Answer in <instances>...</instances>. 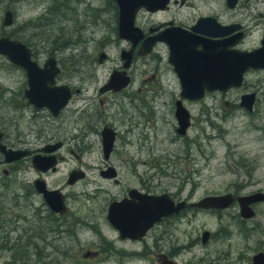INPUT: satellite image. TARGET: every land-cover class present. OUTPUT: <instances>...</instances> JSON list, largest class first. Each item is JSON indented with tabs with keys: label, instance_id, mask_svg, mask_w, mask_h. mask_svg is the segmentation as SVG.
<instances>
[{
	"label": "rangeland",
	"instance_id": "rangeland-1",
	"mask_svg": "<svg viewBox=\"0 0 264 264\" xmlns=\"http://www.w3.org/2000/svg\"><path fill=\"white\" fill-rule=\"evenodd\" d=\"M190 1L194 3L193 7L187 4L180 9V16L183 15L187 22L199 9L196 5L199 0ZM50 3L52 6V0H0V36L9 35L26 42L33 50V57L40 63L52 53L61 67L56 82L79 90L68 104V111L59 119H53L46 106H41L38 112L32 107L22 106L21 90L26 86L24 68L12 64L0 53V131L11 132L12 137L6 139L11 142L12 138V142L18 144L20 138L25 136L41 135V139L66 136L67 129L83 134L85 115L77 108H87L90 113L87 138L81 134L82 137L75 140L65 139L68 145L74 144L81 162L70 155V160L62 163L57 173L63 175L72 164L75 168L84 169L89 163L93 168L89 171L91 185L81 183L92 193V197L83 198V195L76 193L78 195L74 201L75 250L71 255H55L58 264H157V256L149 254L121 257L118 254L99 253L89 259L84 257L87 250L98 249L100 241L95 231L109 237L107 240L116 248H143L141 243L116 242L117 232L105 218L108 196L117 195L120 187L114 186L111 181H103L98 174V169L104 163L100 138V128L104 123L118 129L109 162L124 178L132 173V169L137 170L139 179L150 177L151 188L156 193L177 192L181 188L184 196L193 189L191 193L195 199L228 191L234 195L258 191L264 193L263 68L249 69L245 72L244 83L226 92L218 90L198 100L184 98L182 101L190 111L191 124L185 134H180L175 130L177 119L174 114L178 83L167 63L158 66L150 57L152 55L138 56L130 67L133 77L130 86L121 92L99 90L100 85L108 80L111 70L122 64L120 49L128 47L130 42L118 36L115 1L62 0L61 3H53L48 10ZM222 6L223 0H220ZM175 7L173 5V9ZM7 8L12 10L13 20L6 25L2 20ZM41 14H45V17L37 20V24L33 23ZM152 17L155 15L144 9L138 13L135 22L147 28ZM158 18H162L161 15ZM48 33L47 37H42ZM258 34L259 31H252L249 40L245 41L248 45L240 47L251 48V40L257 39ZM64 38L67 39L66 45H62ZM158 50L165 54L164 47ZM100 53H104L101 61L98 60ZM152 72L156 81L161 74L164 80L170 82L173 92L164 90L160 93L152 89L150 85L155 80L148 79ZM8 88H12L13 94L9 93ZM251 90L256 92V98L252 109L248 110L239 104V100L242 93ZM16 92H19L17 98ZM8 97L18 107L5 104ZM100 98H103V103ZM16 99H20V102ZM87 99L91 102L90 106H87ZM224 100L229 104H224ZM70 109L75 110L74 114ZM8 113L11 114L8 116ZM10 116L14 117L12 128L9 125ZM21 166L22 163L18 162L15 167ZM16 178L19 179L20 174ZM138 180L130 183L137 184ZM12 186L15 187V184ZM79 190L80 186L76 191ZM14 191L10 193L15 194ZM255 211L254 217L244 222L235 218L238 214L237 204L225 210L221 219L204 212L197 222L198 227L201 229L203 225V229L215 232L216 236L206 245L199 242L187 259L195 262L199 257H207L214 264H251L254 250L264 248V201L256 204ZM87 222L92 223L91 226L87 227ZM184 230L183 221H175L171 247L182 243ZM161 231L163 228H158L155 233L158 235ZM27 258L29 264L35 261L34 255H27ZM22 259V255L12 251L0 258V264H4L3 260L22 264ZM46 260L49 259H39L38 264H45ZM178 260L181 261L180 257ZM198 264L207 263L201 261Z\"/></svg>",
	"mask_w": 264,
	"mask_h": 264
},
{
	"label": "flooded vegetation",
	"instance_id": "flooded-vegetation-1",
	"mask_svg": "<svg viewBox=\"0 0 264 264\" xmlns=\"http://www.w3.org/2000/svg\"><path fill=\"white\" fill-rule=\"evenodd\" d=\"M187 4L191 7H193L194 5V3L190 0H167L164 6L153 9H146L144 6H141L136 12L135 21L137 20L138 13L144 9H146V11H148L150 14L155 15V17L151 18L147 28L139 26L134 21L135 25H138L142 28L143 35L137 39L135 45L132 44V42L129 40L130 42H128V47H122L120 49V52L122 49L131 50L130 63L127 67H124L123 61L125 59L122 58L123 61L120 67L113 68L111 70L112 72L114 69H125L127 74L129 75V81L119 90L114 91L112 89H108L105 91H101L100 87L105 83L104 82L102 85H100L99 90L106 93L123 91L132 83L133 77L130 67L132 66L134 60L141 55H152L150 57L155 61V63L157 62L158 66H161L162 63H167L169 65V68L172 70L177 79L178 89L176 93L178 94L181 87L179 77L174 69L173 63L169 61L171 52L170 44L181 40V28L194 31L192 30V26L197 22V29L196 31H194V33L200 35L203 41H219L226 44L228 47L250 49L248 47L240 46L248 45L245 43V41L247 39L249 40V36L251 35L252 31H259L257 39L251 40V48L261 45L262 39L264 37V0H223L222 7H220V0H199V4H196L199 8L198 12L189 22L184 20L185 17L183 15L180 16L182 14L180 9L183 7V5ZM173 5H176L174 9ZM116 12L118 21V7ZM158 15H161L162 18H158ZM156 35L162 36L163 39L156 38L155 42L152 44L148 51H140L143 40L146 37H156ZM161 47L165 48V54L162 53L161 50H158ZM196 48H201V45L198 44ZM174 56L176 58L179 57L177 54H174ZM98 60L101 61L99 57ZM44 61L42 63L38 61V63L40 65H43ZM56 63L58 64L57 58ZM24 72L26 74L25 69ZM148 79L155 80V73L152 72ZM25 81L27 86V79ZM152 82L153 84L150 86L155 91H158L160 93H163L164 90L173 92L172 84L164 80L161 74H159L157 81L155 80ZM26 86L21 90V105L32 107L34 111L36 110L38 112L40 108L38 109L35 105L30 103L24 95V89L26 88ZM71 88L73 91L71 97L69 98L67 103L59 110L56 116H53V119H59L61 115L68 111V104L72 99H74L75 92L79 90V88H73V86H71ZM135 89H138L139 91L141 90L140 88ZM7 90L10 94H13L11 92L12 88H8ZM215 91H218V89L205 91L204 96L209 93H214ZM155 93L156 92H154V94ZM176 98L177 97H175V99ZM99 100L101 103L104 102L103 98H100ZM87 101L89 100L87 99ZM223 102L225 104V100ZM5 104L18 107L17 105L12 103V98L9 99V97L8 99H5ZM227 104H229L228 101ZM90 105L91 102L89 101L87 106ZM77 109L78 111L82 110L85 115V132L83 134H76L67 129L66 136H52L51 138L46 139H41V135L29 136V138L25 136V138H20V144L12 142V138V143L9 142L8 139H6L7 137L11 136V132H4V135L0 136V144H4L6 148L23 149L25 152L23 156L18 159L6 161L4 152L0 150V258L2 256H6L8 252L9 254H11L12 251H16L18 254L23 256L22 264H29L27 255L35 256V261L33 262V264H38L39 259L45 260V258L49 259L48 261L46 260L45 264H51L50 261L52 262V264H58L59 261L54 259L55 255L73 254L75 250L74 240L76 236V210L74 208V201L78 194L83 195V198L92 197V193L88 191V189H85L84 185H91L89 171H91L93 168L89 163L88 166L86 163V167L84 169L75 168L72 164V166H69L67 168L66 172L63 175L59 176L57 175V173L60 170L61 164L70 160V155H72L74 159H78L81 162V157L76 152L74 144L73 146H70L65 140H75L79 137H82V135L84 138H87V129L90 127V124H88L90 113H88L87 108L84 107H78ZM69 111L73 112V114L75 112V110L72 109H70ZM10 114L11 113H8V116ZM13 118V116L9 117L10 128H12L11 126ZM105 126L111 127L114 130V139H116V137L118 136V129L110 123H104L100 128L101 142L102 131ZM55 142H58V145L52 151L43 149L44 146L54 144ZM86 147L87 143H85V148ZM112 150L110 151L108 157H105L102 146L104 163L103 166L98 169V174L103 181H111L114 186L120 187V191L117 195L110 194L108 196V200L105 205L106 220V215L111 202L121 201L125 199L136 201V192L153 195L167 194L169 196V200L173 201L175 205L180 201H183L184 205L181 209L178 210V212H174L173 214L163 217L160 221L155 222L143 236L137 239L121 237L120 232L109 223L110 226L117 232L116 242L127 241L129 243H141L143 245V248L130 250L121 247L116 248L111 241L107 240V238L109 237H107L100 231H95L100 241L98 243V249L94 251L87 250L84 253V257H86V259H89V257L92 256H96L99 253H105L108 255L118 254L121 257H138L141 255L149 254L151 256H157V264H160L163 260L171 261L173 264H198L201 261H204L207 264H214V262L209 260L207 257H199L195 262L187 259V255L194 252L199 242L203 245H206L216 236L215 232L203 229V225L201 226V229L198 227L197 222L200 219V216L204 212H208L216 215L219 219H221L223 216L222 213H224L225 210L232 206V204H237L238 214L235 215V218L241 222H244L247 219L254 217V215L256 214V204L264 201H254L248 205V207L253 211V215L249 218H243L240 215V206L237 198L240 196H251L256 193H262L264 195V193L261 191L255 193L250 192L247 194L234 195L227 190L228 192L226 193L209 194L220 195L230 193L233 197V201L227 207L223 208H199L195 206L194 203H196L202 197L195 199L193 193H191L193 192V189H190L189 193L184 196L182 195L183 189L181 188L178 189L177 192L162 191L156 193L151 188V178L148 177L147 179H139L140 177L136 169H132V173L128 174V177L124 178L122 173L120 174L118 170L113 166V164L109 162V157L112 153ZM36 154L47 156L53 155L54 161L52 166H49L46 169L36 168L35 164L33 163V157ZM18 162H21L22 166L17 168L15 166ZM88 168L89 170H87ZM73 171H81L82 176L76 178L75 180H72L70 174ZM30 173H32V175H30ZM17 174H20L19 179L16 178ZM12 176L15 177L13 178ZM133 180H138L137 184H131L130 182ZM81 183H83L84 185ZM12 184H15V187H13ZM79 186L80 190L77 192L76 190ZM182 187H184V185H182ZM11 190H15V194H11ZM132 190H137L134 193V196L130 194ZM76 193L78 194L76 195ZM177 220L183 221L185 225L184 240L181 244L173 248L170 245V238L172 236V228L175 221ZM86 224L88 227L91 226L92 223L87 222ZM158 228H163V231H161L157 235L155 231ZM204 231L207 232V238L205 241H203ZM225 234L226 233H224L223 235ZM260 252L264 255V248L254 250L251 255V264H255L253 262L254 256ZM178 257H180L181 261L178 260ZM3 262L4 264H11V260H3Z\"/></svg>",
	"mask_w": 264,
	"mask_h": 264
},
{
	"label": "water",
	"instance_id": "water-1",
	"mask_svg": "<svg viewBox=\"0 0 264 264\" xmlns=\"http://www.w3.org/2000/svg\"><path fill=\"white\" fill-rule=\"evenodd\" d=\"M167 0H115L118 7L117 29L118 36L126 38L135 45L137 39L143 35L142 28L135 25V15L137 10L144 6L146 9H153L164 6ZM13 20L12 10L7 8L4 11L3 24H10ZM198 23V22H197ZM197 23L192 26L196 31ZM199 30V29H198ZM194 31L181 28V40L171 45L169 61L173 63L180 82V92L175 99L174 114L177 119L176 131L185 134L190 126V111L183 104V99L197 100L204 96L205 91L215 89L226 91L230 87H237L243 84L245 72L250 69H264V37L261 45L250 49L238 47H228L219 41H203L202 37ZM264 36V34H263ZM156 38L163 39L156 35L146 37L140 51H148ZM200 44L201 48L196 46ZM0 53L4 54L11 62L20 65L26 71L27 86L24 95L30 103L36 107L46 106L53 114L67 103L73 91L66 83H57L56 75L60 72V66L56 63V57L49 55L43 65H40L33 57L31 47L19 38L9 35L0 36ZM174 54L179 57L176 58ZM104 53H100L99 59ZM131 50L122 49L121 57L125 59L123 66L130 63ZM129 81L126 70L114 69L108 80L100 87V90H119ZM255 100V91H247L240 95L239 104L251 110ZM227 104V100H225ZM228 105V104H227ZM1 136V133H0ZM114 130L105 126L102 131V146L105 157H108L113 147ZM58 142L46 145L44 150L52 151ZM0 150L5 154V160L18 159L25 153L23 149L6 148L0 144ZM53 155H39L33 157L36 168L46 169L53 164ZM106 174V173H104ZM70 176L72 180L82 176L81 171H73ZM112 176V174H111ZM137 190H132L130 194L134 196ZM137 200H121L110 203L107 220L120 232L121 237L137 239L163 217L178 212L184 205L183 201L178 204L169 200L167 194L153 195L136 192ZM264 200L262 193L251 196H240L237 201L240 206V215L249 218L253 211L248 205L254 201ZM233 201L230 193L220 195H206L200 198L195 206L199 208H223ZM207 238V232H203V241ZM255 264H264L263 253L254 256ZM160 264H173L171 261L163 260Z\"/></svg>",
	"mask_w": 264,
	"mask_h": 264
},
{
	"label": "trees",
	"instance_id": "trees-1",
	"mask_svg": "<svg viewBox=\"0 0 264 264\" xmlns=\"http://www.w3.org/2000/svg\"><path fill=\"white\" fill-rule=\"evenodd\" d=\"M61 1H62V0H52V6H51V3H50L49 6H48V10H50V9L53 7V3H61ZM48 10H47V11H48ZM47 11H46V12H47ZM116 11H117V7H116V4H115V14H116ZM41 17H45V14H41L40 16H38L37 19L35 20V22H33V23H36V24H37L38 22H36V21L39 20ZM45 31H46V30H45ZM48 35H49V33H48L47 35H43L42 37H47ZM57 37H58V36H57ZM66 40H67V39L64 38V40H63L64 42H63L62 45H66V43H67ZM27 41H28V40H27ZM54 41H56V40H54ZM50 54H52V53H50ZM16 94H17V96H16ZM16 94H15V97H16V98L19 97V92H16ZM20 98H21V96H20ZM16 101H19V102H20V99H18V100L16 99ZM16 105L18 106V104H16ZM19 106H20V104H19Z\"/></svg>",
	"mask_w": 264,
	"mask_h": 264
},
{
	"label": "bare ground",
	"instance_id": "bare-ground-1",
	"mask_svg": "<svg viewBox=\"0 0 264 264\" xmlns=\"http://www.w3.org/2000/svg\"><path fill=\"white\" fill-rule=\"evenodd\" d=\"M25 43H26V42H25ZM26 44H27V43H26ZM29 46H30V45H29ZM30 47H31V46H30ZM31 49H32V48H31ZM128 50H129V49H128ZM121 51H122V50H121ZM51 55H52V54H51ZM120 55H121V53H120ZM121 58H122V57H121ZM11 63H12V64H15V63H13V62H11ZM37 108L39 109V108H41V107H37ZM51 113H52V112H51ZM52 115H53V116H56V114H53V113H52ZM0 133H1L2 136L4 135V132H3V131H0Z\"/></svg>",
	"mask_w": 264,
	"mask_h": 264
}]
</instances>
